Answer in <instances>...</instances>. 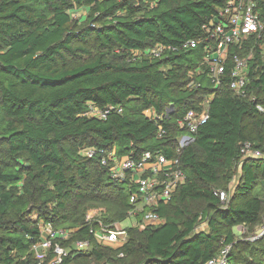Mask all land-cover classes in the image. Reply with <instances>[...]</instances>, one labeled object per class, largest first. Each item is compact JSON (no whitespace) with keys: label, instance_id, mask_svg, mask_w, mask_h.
<instances>
[{"label":"trees","instance_id":"1","mask_svg":"<svg viewBox=\"0 0 264 264\" xmlns=\"http://www.w3.org/2000/svg\"><path fill=\"white\" fill-rule=\"evenodd\" d=\"M222 6L221 0H0V264H38L30 250L40 220L77 229L64 247L89 238L90 209H101L103 224L126 227L132 189L111 182L98 160L79 151L114 148L134 157L160 151L173 159L185 133L176 121L205 104L208 121L177 157L186 182L157 209L163 223L127 226L118 249H70L62 264H205L225 246L227 264H264V235L249 242L235 233L263 223L264 157L240 160V147L249 143L264 153V112L256 108L264 110V60L255 54L247 96L239 98L228 78L214 91L204 73L193 76L198 89L187 88L201 47L131 59L132 51L198 39ZM79 10L87 12L84 21L73 19ZM88 103L123 112L87 118ZM170 108L166 136L158 138L145 113ZM237 168L234 193L222 203L216 194L227 190ZM203 222L206 230L197 231Z\"/></svg>","mask_w":264,"mask_h":264},{"label":"built area","instance_id":"2","mask_svg":"<svg viewBox=\"0 0 264 264\" xmlns=\"http://www.w3.org/2000/svg\"><path fill=\"white\" fill-rule=\"evenodd\" d=\"M221 1L222 8L201 26V37L198 39H188L178 45L156 46L143 52L132 51L131 59L133 61L140 57L163 59L171 54L201 47L203 54L199 67L195 72L189 73L190 82L187 88L198 89L200 84L193 80V76L204 73L214 91L228 78L229 91L239 98H245L250 62L255 54L264 60V0ZM246 49L247 53L242 55ZM201 67L204 68L203 71ZM213 97L214 94H211L208 100L211 101ZM252 101H255V98H252ZM256 108L264 112L261 106L257 105ZM171 111L172 108L158 114L154 109H150L145 113V116L155 124L158 138L166 136L162 123ZM122 112L121 106L107 105L98 108L88 103L82 116L106 120L110 115H120ZM208 119V104H205L202 110L188 111L176 121L177 126L185 133L178 138V145L174 151L176 157L173 159H167L160 151L154 153L147 151L139 157H134L132 153L120 156L114 148L88 147L79 151L80 157L98 160L99 165L107 171L111 182L132 189L128 198L130 208L126 217L127 226L144 229L163 223L164 220L158 215L157 209L160 205L168 203L177 188L186 182V176L180 169L177 157L193 142V136ZM250 157L262 158L264 153L253 149L249 143L242 144L240 160ZM216 195L222 203L226 202L225 192L220 191ZM100 211L101 209L87 211L85 221L89 225V238L75 240L69 247H64L63 244L70 240L77 229L55 228L51 223L40 220L39 236L30 250L37 263L62 264L70 249L85 253L92 250L94 245L100 248H121L127 240V226L122 227L119 222L103 224L97 220ZM93 222L96 225L93 226ZM263 235L264 230L250 238V241H255ZM229 249L230 246H225L216 257L205 264H227Z\"/></svg>","mask_w":264,"mask_h":264},{"label":"rangeland","instance_id":"3","mask_svg":"<svg viewBox=\"0 0 264 264\" xmlns=\"http://www.w3.org/2000/svg\"><path fill=\"white\" fill-rule=\"evenodd\" d=\"M86 16H87V12L85 10H79V13L73 14V19L84 21L86 19ZM238 176H239V168L236 169L235 175L233 176L232 180L227 184V190L226 191L220 190L222 192H225L227 201L230 199V197L234 193V189H235V186L237 184ZM201 206H202L201 203L193 205L194 208H200ZM262 221H263V223L260 226L255 227L253 229V231L249 232V231H247L246 228L236 230L235 233H236L237 239L252 242V241H250V238L255 237L257 234H259V232L264 230V216H263ZM196 230L197 231L206 230V223L203 222V223L199 224L197 226Z\"/></svg>","mask_w":264,"mask_h":264}]
</instances>
